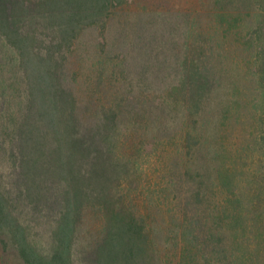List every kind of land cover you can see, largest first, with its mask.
<instances>
[{"label":"trees","instance_id":"16d2710c","mask_svg":"<svg viewBox=\"0 0 264 264\" xmlns=\"http://www.w3.org/2000/svg\"><path fill=\"white\" fill-rule=\"evenodd\" d=\"M166 1L0 0V241L26 264H264V0ZM117 24V94L84 106L73 57Z\"/></svg>","mask_w":264,"mask_h":264},{"label":"rangeland","instance_id":"374dc122","mask_svg":"<svg viewBox=\"0 0 264 264\" xmlns=\"http://www.w3.org/2000/svg\"><path fill=\"white\" fill-rule=\"evenodd\" d=\"M158 1H152V4L155 5ZM173 5H176L177 8L180 10V8H184L186 7V5H194L193 1L191 0H168L165 3H163L161 6H158V9H167V8H172ZM188 8H186L185 10H187ZM197 9V7H196ZM184 10V9H182ZM184 10V11H185ZM187 12V11H185ZM164 26V25H163ZM166 29V35L172 30L173 32L175 31L176 36L179 40V44H181V47L183 45V40L184 37L181 35L182 30L178 28V31L175 29V27H171L170 25L164 26ZM210 27V26H209ZM118 29H122V27L120 25H116V27H113L112 30V34H110L109 38H103L100 36L99 32L94 30V31H89L86 34L83 35L82 39H81V43L78 47V50L75 53V57H73V70H77L78 72V81H77V86H76V90H77V95L79 96L80 102L86 106H90L92 100L94 99L97 100L96 97H98V93H101V95L103 96V98L108 101V98L111 99V101L114 99V96L117 94V91H113V89L108 88L107 86L105 87V89H101L98 91L99 85L98 82L100 81V79H103L104 82H106V85L109 83V76H110V70L113 69V67L116 65V63L120 60H122L123 58L118 57V54H120L121 49H123L124 43L126 42V37H117V34L120 35L121 31H119ZM118 31V32H117ZM183 33V32H182ZM164 34V35H165ZM107 42V45L105 46V48L102 50V46L100 48V42L102 41ZM101 52V54L104 56L102 57L101 54H99V52ZM104 53V54H103ZM9 56L12 57L11 58V62L12 64H17V61L15 60V54L13 52L9 53ZM109 60H106V59ZM117 61H112L114 60ZM228 61V60H227ZM181 62V60H180ZM229 63V61H228ZM15 66V65H14ZM107 66V67H106ZM13 67V65H12ZM230 67V66H229ZM14 68V67H13ZM10 72L7 73V75ZM14 74V73H13ZM135 78H138L137 76L134 75ZM143 78V80L141 82H143L144 84H157L158 86H165V79L161 80L160 82L157 81H149L151 80L150 76L148 77H141ZM153 82V83H152ZM118 85H121V83H118ZM157 93H161V92H157V91H152L151 95L153 94H157ZM168 94V92H167ZM166 94V95H167ZM164 95V94H163ZM216 95L215 91L213 92V99L214 96ZM165 96V95H164ZM168 96V95H167ZM155 98V97H154ZM212 99V100H213ZM146 100V98L144 97V101ZM98 101V100H97ZM99 104V103H98ZM99 106H101L99 104ZM148 110L149 109V105H143ZM172 111H170L169 113H171L172 117L176 115V110L171 109ZM208 126V125H207ZM206 127V126H205ZM182 132V125L180 127V123L172 128V132L170 134V136L166 137V139L164 140L166 142V140L168 139V146L166 145L164 146V148L162 149L161 153L163 156L159 157V155H154L152 156V160L153 162L157 161L158 159L160 160L159 166H161V170H162V166L164 164V161L166 158H168L169 160H171V158L173 157V155H178L177 153V146H179V142H180V133ZM151 160V159H150ZM147 167V165H146ZM177 170V169H176ZM154 177V175L152 176ZM152 180H156V178H152ZM147 178L145 180V184L148 185V181ZM144 184V186H146ZM183 185V184H182ZM179 186H181L179 184ZM170 188H175V185H170ZM179 190V195L183 196L184 198L187 196V191L184 189V187ZM177 194V193H176ZM175 204H172L171 206H174ZM167 206V205H165ZM164 206V207H165ZM0 264H26L21 257L18 255V253L10 248L8 251H4L3 245L0 241Z\"/></svg>","mask_w":264,"mask_h":264}]
</instances>
